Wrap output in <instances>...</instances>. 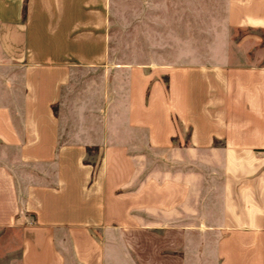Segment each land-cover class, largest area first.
<instances>
[{
    "label": "crops",
    "instance_id": "crops-1",
    "mask_svg": "<svg viewBox=\"0 0 264 264\" xmlns=\"http://www.w3.org/2000/svg\"><path fill=\"white\" fill-rule=\"evenodd\" d=\"M21 5L0 0V264H264V0L228 1L243 33L213 64L115 65L122 117L89 142L56 108L73 67H107V0ZM208 164L219 224H172Z\"/></svg>",
    "mask_w": 264,
    "mask_h": 264
},
{
    "label": "rangeland",
    "instance_id": "rangeland-1",
    "mask_svg": "<svg viewBox=\"0 0 264 264\" xmlns=\"http://www.w3.org/2000/svg\"><path fill=\"white\" fill-rule=\"evenodd\" d=\"M228 1L107 0V62L104 63L107 67L78 66L71 70L69 83L62 89L56 108L60 118H65L66 130H76L77 140L84 137L89 142L92 134L101 131L106 106L112 108V114L122 117L124 106L119 97L122 88L116 86L115 65L213 64L216 54L231 55L232 43L243 31L227 27ZM4 57L0 52V59ZM109 76L112 84L108 86ZM95 153L93 148L89 149L84 160L96 161ZM11 157L14 153L0 146V163L7 164ZM207 168L202 171L205 198H186L181 207L172 208V224L199 227L219 224L221 198H217L216 188L211 194V183L220 181L221 171L215 164H208ZM156 216L157 223L168 222L163 211L157 209ZM197 237L192 235L194 239ZM114 239L108 241L112 243L108 246L112 258H129L125 250L115 245Z\"/></svg>",
    "mask_w": 264,
    "mask_h": 264
},
{
    "label": "trees",
    "instance_id": "trees-1",
    "mask_svg": "<svg viewBox=\"0 0 264 264\" xmlns=\"http://www.w3.org/2000/svg\"><path fill=\"white\" fill-rule=\"evenodd\" d=\"M25 4H26V0H22V5H21V21H24L25 18ZM54 107V106H53ZM90 148H86V150L88 151Z\"/></svg>",
    "mask_w": 264,
    "mask_h": 264
}]
</instances>
